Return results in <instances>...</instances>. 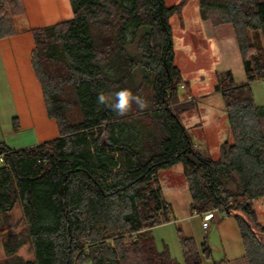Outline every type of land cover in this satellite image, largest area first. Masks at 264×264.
I'll use <instances>...</instances> for the list:
<instances>
[{
	"label": "trees",
	"instance_id": "16d2710c",
	"mask_svg": "<svg viewBox=\"0 0 264 264\" xmlns=\"http://www.w3.org/2000/svg\"><path fill=\"white\" fill-rule=\"evenodd\" d=\"M69 1L72 18L30 29L32 67L59 136L24 148L0 142V214L19 201L26 221L4 240L8 257L0 264H182L148 234L169 220L158 172L176 163L191 210L233 214L248 263L264 264V224L253 206L264 197V106L251 89L264 80V0H199L204 20L233 25L246 76L237 84L230 70L218 72L214 88L233 141L221 143L217 158L196 146L180 117L188 108L178 102L183 76L170 18L181 5ZM22 14L24 0H0V39L18 33L15 17ZM123 88L151 106L133 103L117 115L98 103L100 92ZM180 242L184 264H202L201 251L211 256L206 240L201 250L191 236L180 234ZM26 243L34 260L17 254Z\"/></svg>",
	"mask_w": 264,
	"mask_h": 264
},
{
	"label": "rangeland",
	"instance_id": "374dc122",
	"mask_svg": "<svg viewBox=\"0 0 264 264\" xmlns=\"http://www.w3.org/2000/svg\"><path fill=\"white\" fill-rule=\"evenodd\" d=\"M165 3L167 6L181 5L179 13L170 18L174 63L181 70L183 76L178 88V102H180L181 108H188L181 112V120H183L185 126L188 125V128H190L188 119L194 113H196V116H202L206 119L218 120L221 113L226 115L223 97L221 94H214V86L219 81L218 72L230 70L237 84L243 83L246 79L233 25L225 23L214 26L210 21L204 20L199 10V0H165ZM25 15L15 17V26L18 33L20 29L26 30L27 28ZM134 80L137 85L143 83V72L140 68L135 70ZM30 90L32 95L33 92L37 94V98H33L35 101L33 102V108L38 116L39 129L50 135L49 140L57 138L59 128L56 120L48 115L40 83L36 81L35 85L30 84ZM150 93L151 89L146 86L143 94L148 96ZM209 95H211L210 100L213 103L207 104L204 101L207 100L206 98ZM147 105L146 108L151 106L150 104ZM18 121L15 119L12 122L11 120L8 122L2 120L0 123L4 128L0 130V133L3 134H0V136L4 137L11 145L28 147L33 139L29 136V131L19 128L20 122ZM213 124H216V122ZM224 130L222 129V132ZM197 134L196 130L192 132L194 137ZM216 134V131L212 132V135L215 136ZM211 145L205 142H196V146L201 151L217 158L218 150L214 154L208 152V146L213 147ZM158 174L163 188L167 191L164 194V199L171 206V209L169 210L168 221L164 220V223L148 231V234L155 238L157 247L160 250L167 247L171 256L184 264L180 242V234H182L185 237H193L200 250L201 245L206 240L210 247L211 256L208 257L201 251L202 264L242 263L244 259L234 258L243 252L242 240L235 216L224 210L213 211L214 217L208 221L209 226L205 228L203 226L204 215L194 212L190 208L191 196L189 190L183 187V182L186 179L182 164L176 163L171 167L160 169ZM171 187L177 189L169 192L168 189ZM260 198L253 200V206L256 209L259 221L264 222V219H262L264 199L261 200ZM25 227L26 221L19 201L10 214H0V261L8 257L3 248L4 240L11 233L18 234L22 232ZM17 254L25 260H34V253L29 243L24 244ZM87 262L92 263L86 261L79 264Z\"/></svg>",
	"mask_w": 264,
	"mask_h": 264
},
{
	"label": "crops",
	"instance_id": "0c3cea01",
	"mask_svg": "<svg viewBox=\"0 0 264 264\" xmlns=\"http://www.w3.org/2000/svg\"><path fill=\"white\" fill-rule=\"evenodd\" d=\"M24 4L26 8V30L20 29V32L17 34L0 39V122H2V120H6V122L10 120L12 122L14 119L16 121L19 120V128L29 131V136L33 139L32 143L29 144L30 146L48 141L50 136L39 129L38 116L35 114L33 108V102H35L33 98H37V94L36 92H33V95L31 94L30 84L35 85V82L38 80L30 62L31 52L34 47L33 35L30 29L72 18L73 9L69 0H24ZM251 89L255 103L258 106H264V80L254 81L251 84ZM216 93L221 94L218 91H214V94ZM210 97L211 95H209L204 102L207 104L213 103ZM188 120L190 122V128H188V125H186V128L194 143L196 144V142L199 141L208 143V145L212 144L211 146H213L214 149L208 146V152L212 154L216 153L217 150L219 151L222 142L233 141V135L224 113L220 114L218 120L196 116V113L192 114ZM214 122H216V124H213ZM2 128L4 127L0 123V130H2ZM222 129H225L226 133L225 130L222 132ZM194 130L198 132L196 137L192 136ZM213 131L217 133L215 136L212 135ZM19 136L24 137L26 135ZM5 141V138L0 136V142ZM5 143L11 148H23L22 145H11L7 141ZM158 179L160 181L159 174ZM183 183V187L188 189L187 182L184 181ZM161 187L163 193L166 194L167 191L163 188L162 184ZM173 189L177 188L171 187L168 190L171 192ZM260 199L263 200L264 197ZM262 219H264V213ZM242 247L243 252L234 258L244 259L242 263L238 264H249L248 259L245 257L243 242ZM84 264H90V262Z\"/></svg>",
	"mask_w": 264,
	"mask_h": 264
},
{
	"label": "clouds",
	"instance_id": "9594fccd",
	"mask_svg": "<svg viewBox=\"0 0 264 264\" xmlns=\"http://www.w3.org/2000/svg\"><path fill=\"white\" fill-rule=\"evenodd\" d=\"M99 104L111 108L117 115L126 114L131 105L135 103L141 110L147 107L146 101L139 95H134L131 90L123 88L109 93L100 92L97 95Z\"/></svg>",
	"mask_w": 264,
	"mask_h": 264
},
{
	"label": "built area",
	"instance_id": "2783aa9c",
	"mask_svg": "<svg viewBox=\"0 0 264 264\" xmlns=\"http://www.w3.org/2000/svg\"><path fill=\"white\" fill-rule=\"evenodd\" d=\"M4 156L2 154H0V164L3 162ZM203 226L205 228H207L209 226L208 221L213 219L214 217V212L213 211H209L203 214Z\"/></svg>",
	"mask_w": 264,
	"mask_h": 264
}]
</instances>
